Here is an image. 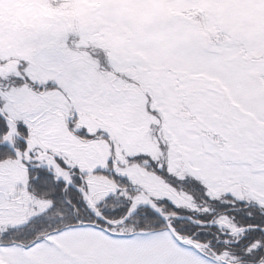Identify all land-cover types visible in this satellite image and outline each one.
<instances>
[{
  "label": "snow or ice",
  "instance_id": "1",
  "mask_svg": "<svg viewBox=\"0 0 264 264\" xmlns=\"http://www.w3.org/2000/svg\"><path fill=\"white\" fill-rule=\"evenodd\" d=\"M0 264H264V0H0Z\"/></svg>",
  "mask_w": 264,
  "mask_h": 264
}]
</instances>
